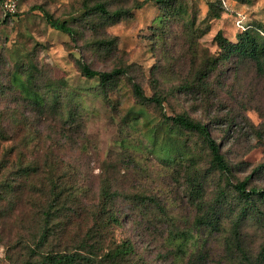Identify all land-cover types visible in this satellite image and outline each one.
I'll use <instances>...</instances> for the list:
<instances>
[{"label":"rangeland","instance_id":"obj_1","mask_svg":"<svg viewBox=\"0 0 264 264\" xmlns=\"http://www.w3.org/2000/svg\"><path fill=\"white\" fill-rule=\"evenodd\" d=\"M95 1L22 0L18 16L6 21L0 5V111L11 109L16 114L4 116L5 123L13 125L7 128L10 138L14 135L19 144L24 140V150L30 154L53 153L61 171L68 173L67 182H84L92 198H101L99 188L106 181L118 189L111 206L120 214L121 223L106 236L107 241L131 244L128 264L256 262L264 244V197L254 194L256 206L242 219L241 248L231 235L239 213L250 204L234 183L248 179V188L264 189V78L250 65L229 70L225 95L230 101L206 113L200 104L193 110L191 104L172 96L163 106L137 98L126 75L104 92L97 77L82 73L80 62L100 70L131 64L130 75L151 96L153 67L159 60H170L161 44V27L168 24L181 33L180 41L186 40L183 31L194 18L195 33L210 28L200 42L216 51L218 30L232 39L249 23L264 30V0H225L227 11L212 20L208 3L215 0H179L177 7L183 5L185 10L176 16L167 13L164 4L149 1L105 24L107 35L97 33L96 27L102 25L98 13L87 12ZM108 1L114 8L137 0ZM35 5L68 20L78 30L76 40L51 27L43 10L33 9ZM101 39H112L113 46L101 47L97 43ZM173 40L167 43L173 45ZM27 72L33 74L29 90L43 97L44 107L33 104L22 92ZM184 108L209 123L231 166L230 174L212 170L205 179L206 199L218 204L223 214L220 230L196 225L198 212L185 180L187 164L174 165L178 158L189 156L197 157L200 174L210 165L197 133L180 129L163 116ZM142 195L154 199L143 205L137 200ZM9 205L0 201V210ZM9 215L0 219V264H20L28 254L8 245L20 233L17 211ZM77 216L75 227L82 224L85 230L87 220Z\"/></svg>","mask_w":264,"mask_h":264},{"label":"trees","instance_id":"obj_2","mask_svg":"<svg viewBox=\"0 0 264 264\" xmlns=\"http://www.w3.org/2000/svg\"><path fill=\"white\" fill-rule=\"evenodd\" d=\"M149 1L161 6L164 4L167 7L166 12L173 16L185 10L183 5L177 7L179 0H137L130 6L114 8L110 7L108 0H98L88 7L87 12L98 13L102 25L96 27L97 33L103 31L107 35L105 24L118 20L133 8L142 7ZM238 1L247 3L250 0ZM21 3L22 0L15 14L4 15L1 6L2 20L17 17ZM208 5L209 20L218 19L222 16V12L227 11L225 0L209 1ZM36 8L43 10L51 27L69 34L76 40L78 30L68 20H60L46 11L42 5L33 6V9ZM171 19L172 16L167 18L166 22ZM167 25L161 27L159 36H162L161 44H165L170 60L168 62L166 59L159 60L153 67V76H155L153 95H147L141 82L130 75L131 64L100 70L94 69L88 63L80 62L82 73L89 78L97 77L104 92L114 86L121 76L126 75L137 98L163 106L172 96L184 105L191 104L193 110H196L195 106L200 104L206 113L220 109L230 101V97L225 95V75L229 70L240 71L241 68L250 65L258 76L264 78V30L261 27L249 23L236 34L234 39L228 38L222 30H218L214 36L217 49L212 51L199 40L210 28L195 33L194 18L189 25L187 24L188 29L183 31L187 36L186 40L180 41L181 33H177ZM171 37L175 39L173 45L167 43ZM97 43L101 47L113 46L112 39H101ZM18 66L21 67V64L19 63ZM26 78L27 81L21 82L22 92L33 104L44 107L43 97L36 90H29L28 84L33 82L32 72H27ZM205 103L208 104L207 107H204ZM4 116H16V114L11 109L7 113L0 111V142L3 141L0 147V201L6 200L10 204L5 210H0V219H5V216L8 219L11 211H17L20 233L17 239L8 245L10 248L21 247L27 250L28 255L20 264H128L129 254L133 250L131 244L107 241L106 236L113 227L121 223L120 214L111 206V202L117 197L118 189L106 181L99 188L98 197L101 198L98 199L90 196L89 188L84 182L74 181L69 184L66 179L68 173L61 171L53 153L44 151V153L30 154L24 150V140L19 144L14 142L16 140L14 135L10 138L7 128L13 125L6 124ZM163 116L172 125L197 133L206 147L210 165L204 171L205 174H200L197 168L200 163L196 156L180 157L174 161V165L176 168H182L187 164L185 180L190 190L191 202L198 212L196 225L220 230L223 214L220 213L218 204L210 203L206 199L205 179L212 170H217L220 174L227 172L230 174V163L222 152L220 143L213 136L209 123L204 119L194 117L186 108L172 115L164 112ZM7 140L14 143L8 144ZM247 184L248 179L234 183L239 194L250 201V204L239 213L240 216L234 223V232L231 235L240 248L242 239L239 229L242 219L251 207L256 206V198L253 195L264 197V189L257 187L250 189ZM138 199L141 204L146 205L154 198L150 195H142V198ZM4 212L7 213L5 216ZM85 212H88V215H84ZM77 215L87 220L85 230L82 224H77L75 227ZM260 254L261 258L250 264H263L264 244Z\"/></svg>","mask_w":264,"mask_h":264},{"label":"built area","instance_id":"obj_3","mask_svg":"<svg viewBox=\"0 0 264 264\" xmlns=\"http://www.w3.org/2000/svg\"><path fill=\"white\" fill-rule=\"evenodd\" d=\"M21 0H0L3 9V14H15L19 9Z\"/></svg>","mask_w":264,"mask_h":264}]
</instances>
